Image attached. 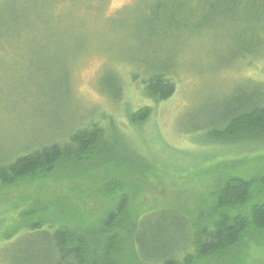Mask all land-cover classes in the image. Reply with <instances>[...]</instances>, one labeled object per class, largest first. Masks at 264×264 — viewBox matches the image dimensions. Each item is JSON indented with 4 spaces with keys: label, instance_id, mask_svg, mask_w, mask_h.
<instances>
[{
    "label": "rangeland",
    "instance_id": "rangeland-1",
    "mask_svg": "<svg viewBox=\"0 0 264 264\" xmlns=\"http://www.w3.org/2000/svg\"><path fill=\"white\" fill-rule=\"evenodd\" d=\"M215 1L0 0V161L23 146L57 141L100 114L106 140L115 131L142 162L0 192V264L29 252L25 235L18 243L4 237L17 232L34 200L89 224L119 196L104 188L112 181L122 185L136 217L165 208L193 217L198 202L229 177L251 181L250 200L237 212L246 215L264 201V148L208 142L198 131L216 122L233 94L249 95L253 81L264 86V61L238 53L252 25L250 6L232 10ZM159 70L175 92L155 102L142 94L141 82ZM116 79L122 96L112 102L102 87L114 94ZM143 107L150 117L132 124L129 115ZM199 264H264V231L251 229Z\"/></svg>",
    "mask_w": 264,
    "mask_h": 264
},
{
    "label": "trees",
    "instance_id": "trees-1",
    "mask_svg": "<svg viewBox=\"0 0 264 264\" xmlns=\"http://www.w3.org/2000/svg\"><path fill=\"white\" fill-rule=\"evenodd\" d=\"M214 5L232 10L233 6H250L252 25L249 36L239 39V57L264 61V0H216ZM146 74L141 82L146 97L160 102L174 94L175 84L166 71ZM116 81L114 94L109 87H102L112 102L122 96V83ZM253 86L249 95L233 94L217 111L216 122L199 128L208 142L237 145L247 141L255 149L264 148V86L256 81ZM150 115L149 107H143L129 119L141 124ZM100 118L98 114L96 121L62 132L57 141L23 146L0 161V192L60 177H89L106 165L138 167L140 157L128 150L115 131L107 133L106 140ZM250 187L251 181L229 177L209 194L208 201L198 202L193 217L171 208L136 217L122 185L112 181L104 185L105 190L111 194L119 190L120 194L95 221H76L57 204L34 200L20 214L17 232H10L15 235L4 239L18 243L25 235L30 246L24 258L14 264H199L238 245L251 229L264 231V201L253 204L246 215L237 212L250 200Z\"/></svg>",
    "mask_w": 264,
    "mask_h": 264
}]
</instances>
